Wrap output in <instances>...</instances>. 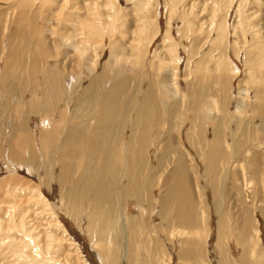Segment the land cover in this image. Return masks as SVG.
<instances>
[{"label": "rangeland", "instance_id": "1", "mask_svg": "<svg viewBox=\"0 0 264 264\" xmlns=\"http://www.w3.org/2000/svg\"><path fill=\"white\" fill-rule=\"evenodd\" d=\"M23 13L29 29L13 38L18 28L12 19ZM19 37L25 38L22 44ZM14 42L18 44L12 49ZM31 63L35 79L27 81L21 89L13 76L20 74V67L25 68V76L31 74ZM52 68L60 72L58 77L63 87L58 93L48 91L43 74ZM66 80H71L72 85L66 84ZM0 82V115L3 114L0 116V264H172L170 261L178 258L177 249L166 240L171 225L176 228L171 226L173 232H186L189 236L185 251L193 244L198 247L186 264H216L218 258L220 264L227 261L264 264V256H257L256 251L253 259L250 255L241 259L232 225L237 220L244 222L247 215L248 222L251 220L257 228L255 218L259 214L264 232V131L261 129L264 102L261 110H253L259 105L258 96L264 95V0H0ZM107 85L121 87L120 111L129 107L125 123H120V118L126 111L120 112V124L117 122L119 126H115L118 133L114 136L118 134L121 139L134 122L141 93L143 96V91L150 87L157 95L159 112L163 115L156 117L153 130L163 129L171 143L166 145L168 150L178 145L185 152L181 150L190 170V198L195 204L193 215L199 220L198 225L182 229L172 222L173 217L169 227L161 229L167 221L158 216H172L174 209L177 210L178 189H166L162 193L160 186L152 185L147 190L148 200L140 196L145 188L128 192L122 202H116L119 206L116 204L104 214L108 215L106 218L88 220L80 209L90 204L78 205L80 209L70 213L74 209L64 198L68 196L66 186L62 188L56 182L57 172L67 164L60 153L71 134L82 133V130H70L83 123L73 116L80 115L84 109L95 114L94 99L102 93L108 94ZM54 90H58L57 86ZM83 92L87 93L86 104L67 111L76 102L75 96L78 98ZM50 98L54 100L52 105H48ZM135 100L137 107L133 111ZM47 106L50 108L46 109ZM203 116L207 134L200 140L197 135ZM21 125L26 135L34 131L37 136L34 147L38 154L37 169L31 165L27 143L24 148H17L23 159H13L10 153L9 140L19 141L14 129ZM46 129L49 133L45 136ZM217 129L220 131L218 159L211 164L207 158L212 144L210 131L215 133ZM221 134L227 151L220 156ZM4 136L9 138L6 145ZM87 152V149H74L68 162L76 168L87 158ZM200 154L202 162L196 159ZM253 154L258 155L257 168L247 160ZM159 156L155 160L156 172L162 170L166 160L163 152ZM213 167L218 168L217 172L221 168L222 172L217 174L214 170L213 174ZM123 171H126L124 165ZM163 178L158 173V181L154 182ZM247 181L253 195L242 194ZM56 183L63 190V198H59L60 188ZM124 209L128 211L126 218ZM218 214L229 229L226 227L227 234L219 235L215 253L211 254L213 251L209 252L208 248L215 239L211 237L208 244L206 241L210 229H216ZM159 230L161 236L150 239L148 234ZM106 248L111 253L103 252ZM185 251L179 250V255ZM180 257L182 260L183 255Z\"/></svg>", "mask_w": 264, "mask_h": 264}, {"label": "bare ground", "instance_id": "2", "mask_svg": "<svg viewBox=\"0 0 264 264\" xmlns=\"http://www.w3.org/2000/svg\"><path fill=\"white\" fill-rule=\"evenodd\" d=\"M27 14H28V12H27ZM25 16H26V13H23L17 19H12L14 21V24L15 23L17 24V28H18L15 31L17 33L16 34L14 33L15 36L13 35V38L18 37L17 36L18 33L22 32V31H27V29H29V28H27L28 27V25H27L28 19L26 18L27 16L26 17ZM19 38H16V39H19ZM16 39L14 41H16ZM23 40H21V38H20V41H22V42H20V44L23 43ZM9 42H10V38H9L7 43H9ZM16 43L15 42L13 43L12 49L17 47V46L15 47ZM7 58L9 59V56H7ZM21 62H19V63H21ZM39 64H40V62H39ZM8 67H9V69L8 68L7 69L11 70L10 69L11 66L9 65ZM29 67H30V65H29ZM23 68L24 67L19 68L20 69L19 75L17 74L18 73L17 68H15L17 73L14 74V76H13V79L16 78L15 80L19 81V88H21V89L23 86H26V83H28L27 81H29L30 79L31 80L35 79L33 77L35 75V72L34 71L32 72L33 63H31V69H30L31 74L28 73V75L25 76L24 75L25 68L24 69ZM36 68L37 67H35V69ZM8 70H7V73H8ZM56 70L54 68H52L50 71L47 70L43 74L46 75L45 81H46V84L48 85L47 87H49L48 91L52 92V90H53L54 92L57 91V93H58L59 90H62L61 87H63V86L61 85L62 84L61 78L58 77L60 75V72L56 71ZM9 72H11V71H9ZM4 76L5 75H3V77ZM28 76H29V78H26ZM5 78H6V76H5ZM113 78H111V79H113ZM7 79H9V78H7ZM98 80L100 81V78H98ZM2 81H3V79H2ZM65 82L68 85H72L71 80H69V81L66 80ZM0 83H2V82H0ZM109 85H107V88H106V90L108 91V94L102 93V95H99L94 99L95 103L92 106L97 109V112L95 114H90L89 112H87L84 109L81 111L80 115L73 116L76 119H80L77 121L78 123H81V122H83V123L78 124L76 126H72L70 130L71 131L82 130V133L80 135H78L77 133L71 134L68 141L63 144L62 152L60 153V158L64 161H67V164L65 166H63L59 172H57L56 182L58 181V183L60 184V186L62 188L64 187V185L66 186L65 191L68 193V196L67 197L64 196V198H65L66 202H68V204L70 205L69 207L74 209L73 211H70V213H76L80 209V208H78V205L90 204V206L88 208H83V209L81 208L80 209V210H84V212H82V214L85 213L88 220L92 219V218H96V219L97 218L101 219L102 217L106 218V216H108V215H104V214L107 212H110V209L113 210L114 206L117 203H120V201L122 202L123 196L125 194H127L128 192H137V191L145 188L146 190L141 192L140 196H142V197L144 196V200H146L148 197L147 190L152 185L155 187L160 186L162 188V193L165 192L166 189L172 190V191H174L175 189H178L176 196H175L176 197L175 204L177 206V210L174 209V205L171 204L172 208L175 211L172 216H163V217L158 216V218H161L165 222L167 221L165 223V225H163V227L161 226L162 228L160 227L161 229L166 230L167 227H169V223L171 222V219L173 217L174 218H173L172 222L177 224L178 226H180L182 229L183 228L187 229L188 226H190V225H193V226L198 225L197 223L199 220L198 219L195 220L197 217H196V215H193L195 213L194 212L195 206H193V205H195V204H194L193 200L190 198L192 187H191L190 180L188 179L190 170L188 169V164H186V161H185V158L187 160V157L184 158V155H183L185 152L183 151L182 148H179L178 145L175 148L171 147V149L168 150L166 148V145L168 142H169L168 145L171 143H170V141L167 140L166 136H164L163 129L160 131H156V132L153 130V126L155 124L154 120H157L156 117L163 115L162 112H159L160 103L156 99L157 95L152 92V89L150 87H147L143 91V96H142V93H141V97L139 94L140 98H138L137 100H140V105L138 106L139 108L135 111V114H134L135 117H133L134 122L132 123L131 128H129V130L127 132H124V134L126 133L125 135L128 134L130 136L127 138L125 135H123V137H122L123 139H121L118 136V134H116L114 136V133H118L117 128H115V126H116L117 122L119 121L120 112L123 114L126 111L124 113V117L120 118V121H121L120 123H125V120H126L125 114L129 113V107L123 108L122 111H120V103L118 101V98L120 97V99H121V87L118 85L116 87H111ZM5 86L6 85H4L3 87L5 88ZM44 86H45V84H44ZM56 86H57L58 90H54V88ZM85 87H87V84L83 88H85ZM15 88H16V86H15ZM7 89H10V87ZM13 89L11 90V91H13L12 93H14ZM23 89H26V87H24ZM101 90H102V87L100 85L98 87V92L99 93L102 92ZM43 92H45V91H43ZM22 93L23 92L21 91V94ZM68 93H70V92H68ZM71 93H72V91H71ZM7 94H9V93L7 92ZM73 94H75V92H73ZM45 95H46V93H45ZM85 96H87L86 92H83L82 95L79 96L78 98H76V96H75L76 102H75V100H73V102H75L74 105L72 107L67 108V111L74 110L76 108L78 109V108L84 106L86 104V103H84ZM15 99H16V97H15ZM258 99H259V101H258L259 105L254 107V109H253L254 111L261 110V108H262L261 105L264 102V95L261 94L260 96H258ZM137 100H135L134 105L132 106L133 111L137 107ZM195 100L199 101L200 98L196 99V97H195ZM23 102L25 103V101H23ZM49 103L50 104H48V103L47 104L52 105L54 103V100L51 99L49 101ZM49 108L50 107L47 106L46 109H49ZM197 113H198V110H197ZM197 113H195V115H197ZM1 115H3V114H1ZM127 116H129V115L127 114ZM194 119H197V118L195 117ZM203 119L205 120L204 116H203V118H200L199 128H201V127L202 128H201V131L197 135V138L200 140L204 139L205 135L207 134V130H205V128H207L205 125L206 121H204ZM127 122H128V120H127ZM262 123L263 124L261 125V129H263V131H264V120L262 121ZM122 126H124V125H122ZM122 126H121V128H123ZM128 126H129V124H128ZM114 129H116V131H114ZM119 130H121V129L119 128ZM218 131H219V129H217V131H215V133L210 131L212 136L209 138V140L211 141L212 144H211V147L209 148V150L207 152V154H208L207 158L209 159L211 164H214L218 159L219 150L217 148V145L220 143V140H219L220 131L219 132ZM14 132H17L19 134V141L11 143V140H9L10 141L9 145H11L10 153H11L13 159H18V160L23 159L22 157L20 158V153L22 154V152H20L19 150L24 148L25 144L27 143V149L30 148V154H31V158H32V164L31 165L33 166V164H34V167H35V163H38V161H37L38 159L36 158L38 156V154H37V151L34 149L35 141L37 140V138H36L37 136L34 135V131L32 133L26 135L24 125H21V126H18L17 128H15ZM48 133H49L48 129L43 131V134L45 136ZM120 134H121V132L119 131V135ZM2 138H3L4 143H5L4 145H6L7 140L9 138H7L5 136ZM66 138H67V135L64 138V140ZM223 141L224 140L222 139V134H221L222 149L220 151V156L222 154H224L225 151H227V149L225 148V146L227 147V144L224 143L225 144V146H224ZM192 142L194 143V141H192ZM193 143H192V145H194ZM240 144L241 143H238V146ZM170 146H173V145H170ZM77 148L87 149L88 152H87V158L83 159L81 161V163L75 168V167H73V165H71L68 162V159H69L70 153L74 149H77ZM181 150L183 151V154H182ZM161 152H163L166 155V160L164 162L162 170L159 172H156L155 171V168H156L155 160L161 158L159 156ZM248 152H249V150L246 151L245 153H248ZM113 154H114L115 158L113 157ZM194 155L196 156L197 154L195 153ZM201 157L202 156L200 154V157H198L196 159L201 161ZM257 159H258V155H256V154H253L252 157H247L249 164L254 168H257L259 165V162ZM193 160H195V158ZM156 163H157V161H156ZM18 164H20V163H18ZM196 164H195V166H197ZM123 165L126 168V171H123ZM150 165H151V167H150ZM200 165H202V164L200 163ZM32 166H30V167H32ZM39 166H40V164H39ZM40 168L38 167V169H40ZM202 168H203V166H202ZM215 168L216 167H213V171H212V169H210L209 171L214 172V170H216V172H217L218 168L217 169H215ZM220 169H219V171H220ZM41 171L43 172V169ZM219 171L217 172V174H219ZM200 172H202V171H200ZM204 172H206V170ZM216 172H214L213 174H215ZM221 172H222V170L220 171V173ZM252 172H254V171L252 170L251 173ZM158 173L161 175V177H164V178L162 179L161 182L160 181L154 182ZM36 174H38V173H36ZM33 175H31V177ZM198 175H200V174H198ZM39 178H40V176H39ZM225 178L227 179V176ZM156 180L158 181V179H156ZM158 183H159V185H158ZM56 186H58L57 183H56ZM243 186H244L243 187L244 190L242 191V194L244 193L245 195H247L249 193L250 195H253V189L251 188L250 183H248V181L245 182ZM34 188H36V187H34ZM155 189H157V188H152V190H155ZM232 189L235 190V188H232ZM62 191L63 190L60 188L59 192H57V193H59L58 194L59 198H63V197H61ZM117 191H118V194H117ZM142 197L139 199L143 200ZM60 200H62V199H60ZM245 200H247V198ZM62 203H64V202H62ZM124 203L126 204V202H124ZM139 207H141V206H139ZM151 207H153V205ZM203 210H205V208ZM243 210L244 211H250L248 209H243ZM121 211H118L117 213H120ZM261 211L262 210L260 209L259 212L261 213ZM127 212H125V209L123 210V216L125 218H126V215L128 214ZM198 213H199V211H198ZM82 214H80V215H82ZM196 214H197V212H196ZM101 215H103V216H101ZM135 215L136 214H134L133 216H135ZM239 215H240V213H239ZM262 215L264 217V211L262 212ZM78 216H79V214L75 218H77ZM194 216L196 217L195 219H194ZM199 216H201V215H199ZM222 217L223 216L219 217V214H218V217L216 218V219H218V220H216V229L215 230L210 229V232L208 235L209 238L207 237L206 244L209 243L208 241H210L211 237L213 239H215L214 245L213 246L211 245V247L208 248L209 252L213 251L211 254L215 253V248L217 245V241L219 239V235L223 236V233L225 232V229L227 227L226 221H224ZM245 219L246 220L242 223H239V221L237 220L234 224H232V225H235L234 227H235V231L237 234L236 240L238 241V244H239L238 250L241 251V255H242L241 259L242 258L247 259L248 255H250L251 259H253L255 251H256L257 256L263 257L264 252L262 250L264 248V236H263L264 232L262 230V222H261V219L259 217V214H257V216L255 218L258 220L256 222L257 228H255L253 226V223L251 220H249V222H248L247 215H246ZM206 221H208V220L206 219ZM162 223H163V221H162ZM249 225H251V227ZM171 226H170V229H168V231H167L168 235H166V238H167L166 240H167V242H169L167 244L172 245V246H174V249H177L175 251L176 252L175 257L178 258V261H175L174 259L171 258V256H169L170 259H172L170 262L172 264H186V262L189 259L193 258L194 250L198 249V247L196 244H193L187 249V251H185L184 245L187 242H189V240H190L189 236L186 234V232H184V233L181 231H178L177 233L173 232V230H171V228L172 229H176V228L173 225H171ZM160 232H161V230L155 231L153 234H148V236H151L150 239H152L154 237L159 238L161 236L160 234H162ZM144 233L146 234V231ZM184 234H185V236H184ZM99 245H100V243H99ZM102 245H104V243ZM179 250L185 251V252L181 253L183 255L182 260L180 257L181 254L179 255ZM108 251L111 253L110 248L109 249L106 248L103 250V252H105V253ZM114 253H115L114 255L116 256L117 250H114ZM207 255H208V253H207ZM216 261H217L216 264H220L219 258ZM210 263L212 264V262H210ZM245 263H246V261L242 262V264H245ZM226 264H231V263H230V261H227Z\"/></svg>", "mask_w": 264, "mask_h": 264}]
</instances>
